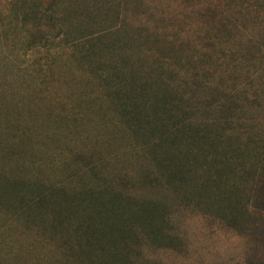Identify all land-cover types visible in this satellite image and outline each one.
Wrapping results in <instances>:
<instances>
[{"label": "rangeland", "instance_id": "1", "mask_svg": "<svg viewBox=\"0 0 264 264\" xmlns=\"http://www.w3.org/2000/svg\"><path fill=\"white\" fill-rule=\"evenodd\" d=\"M49 1L0 0V264H264V0L224 8L260 20L226 44L245 60L225 64L201 47L208 0L55 1L69 38L108 34L96 47L59 45L44 17L32 28ZM119 39L155 88L137 132L90 74ZM201 59L237 77L236 109L176 91L171 114L162 78H192Z\"/></svg>", "mask_w": 264, "mask_h": 264}, {"label": "trees", "instance_id": "2", "mask_svg": "<svg viewBox=\"0 0 264 264\" xmlns=\"http://www.w3.org/2000/svg\"><path fill=\"white\" fill-rule=\"evenodd\" d=\"M55 1L57 0H50L47 2L45 11L41 13L32 11L30 16L32 20L36 22L33 24L32 28H37L36 24L44 17L49 27L59 30L58 43L61 46L72 45L73 47H77L82 44H88L90 46L93 44L94 47H96V41H101V38L104 39L108 36V34H82L73 39L69 38V34L63 25L60 24L56 26L54 20L56 17L49 12L55 6ZM185 1L188 3L194 2V0ZM230 5V0H208L203 3L201 8H198L196 12H193L195 16L201 20L202 28L204 30L203 37L201 38L203 40L201 45L202 50L214 51L217 60H222L224 64L228 60H245V57L242 54H237V50L230 45L226 46V44L234 39V35L237 36V34H234L236 30L245 29L249 25L247 22L250 18L253 19V21H260L259 16H254L249 12H243L242 10L235 11L234 13H231L232 10L224 12V8L226 9V7H229ZM33 10H37V8L35 7ZM49 36L50 34H30V45H35L34 43L36 39L44 41V44L48 45L50 40L54 39L53 37L49 38ZM108 38L114 40V37ZM119 43L120 39L117 44L114 43L115 45L113 44L112 46L106 45L104 41L102 42V47L112 49L113 56L107 60L99 59L92 62L89 67L90 74L103 84L105 93L103 96L107 98V101L111 102V108L118 111L121 120H123L129 128L137 132L144 127L151 126L152 122L146 118L144 110L147 101L152 96V89L154 90L155 88L148 84L146 78L137 79L136 77H133L129 67L123 63V61L125 62V60H122L124 55L117 50V45ZM98 46H100V44ZM94 53L95 51L93 48L92 54ZM203 54L205 55V53ZM86 55L87 56L84 55L83 57H89L90 52ZM167 57L164 56V58ZM205 61L201 59L198 67H196L192 73V78H188L187 75H181L179 70H172L170 76L162 78L164 86L163 91L167 98L166 110H168V112L172 114L178 110V106L171 96L172 94H175L176 91L186 93L187 101L192 99L207 100L212 104L215 111L219 113H231V111L236 109V97L240 93L238 86L234 83L237 80V77L226 68L224 71L225 75L215 79L214 75L211 74L214 69L207 65V62ZM246 68L248 69L246 74L247 78L253 79L252 72L255 71L257 76H259L257 78L263 80V78H261L264 76L263 73L258 70L251 72L249 66ZM200 73H202V75H200ZM209 73L211 77H207V74ZM167 80L171 81L167 82ZM243 95L244 97H249L246 92H244ZM227 103L232 104L230 107L226 108ZM227 121H229V119H227ZM143 123L145 124L143 125ZM151 128L153 129V125ZM91 157L92 153H90L88 158L90 159ZM36 184L39 185L38 182H36Z\"/></svg>", "mask_w": 264, "mask_h": 264}]
</instances>
